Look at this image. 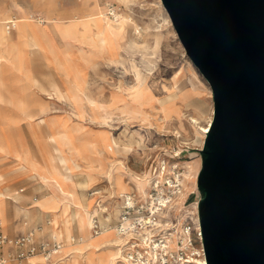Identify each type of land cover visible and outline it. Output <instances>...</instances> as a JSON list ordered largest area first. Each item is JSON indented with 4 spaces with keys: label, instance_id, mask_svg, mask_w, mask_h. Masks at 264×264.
I'll return each mask as SVG.
<instances>
[{
    "label": "rangeland",
    "instance_id": "1",
    "mask_svg": "<svg viewBox=\"0 0 264 264\" xmlns=\"http://www.w3.org/2000/svg\"><path fill=\"white\" fill-rule=\"evenodd\" d=\"M98 6L102 7L100 19L98 18L100 23L103 24L102 20L107 17L113 24H122L125 27L122 35L116 39L111 36L106 43L96 25H93L89 33L83 32L81 27L71 28L68 33L61 35L64 38L53 28L55 25L52 18L59 21L71 18L78 20L83 13L97 12ZM72 8V12L67 15L58 14ZM22 15L32 17L33 22L25 37L8 33L0 35V52L4 55L2 62L6 63L14 52L21 56L20 50L28 49L35 58L32 64L27 65L30 79L36 74L41 85L52 92L47 79L52 75L59 84L66 85L63 88L70 90L71 95L57 100L54 94L45 91L42 97L49 102L46 110L40 113L33 98H7L0 101V125L11 152L22 153L28 145L30 152L47 167L50 164V154L55 156L57 179L65 189L74 192L75 201L63 198L66 206L63 211L64 206L59 208V201L53 198L57 202L56 209L50 200L52 183H44L33 174H27L28 178L16 187L17 191L22 194L30 193L31 200L28 204L39 199L36 206L46 211H58L60 218L73 215V227H77L75 211L79 209V212H83V208H88L91 213L90 225L91 219L96 217L104 223V227H114L119 218V205L122 203L120 195H143L149 189L158 161L164 158L178 160L186 170L184 191L168 211V216L174 219V225H178L175 220L179 223L188 222L193 229L192 233H195L194 229L198 226L196 206L200 197L196 176L201 167L205 136L200 129L193 127L189 119L198 116L199 125H205L213 106V98L208 83L186 54L161 0H0V20H18L17 17ZM2 25L6 29V22ZM135 26L139 27V33H134ZM66 35L69 37L67 40ZM53 43L58 44L56 47L64 65L57 62ZM50 60L56 65H48ZM74 65H77L86 81L83 91L73 84L70 76ZM16 74L21 78L18 84L28 85L25 92L34 90L41 94L38 86L29 85L21 69L16 70ZM136 74L147 77L151 82L153 80L160 96H163L159 85L161 82L170 84L177 79L179 84H194L195 96L188 103L179 105L180 120L176 115L175 103L168 104L169 111L166 119L163 118L158 102L148 100V83L142 87L144 100L138 105L139 112L130 111L127 114L124 111L136 82ZM10 89L13 90V87ZM49 96L54 98H47ZM30 112L36 113L35 118L46 113V120L40 119V124L45 128L44 134L39 132L37 125L27 124L33 145L29 140H20L15 134L17 128L26 126V116ZM54 118L62 119L63 127L66 128L65 135L55 133L48 124ZM106 136H111L113 140L109 148L101 139ZM78 149L87 155V161L83 160ZM4 155L1 153L0 163L15 169L16 160L10 155ZM30 168L33 169L30 165L20 166L18 170L28 173ZM109 170L110 176L114 175L116 178L112 179L106 174ZM137 180H141L143 189L136 186L134 182ZM121 185L126 188L121 189ZM21 188L23 191H20ZM93 191L96 193L91 194ZM48 192V197L41 196ZM7 200L13 203L12 198ZM98 202L101 203V211L96 209ZM40 204L44 206L41 207ZM19 211L16 207L17 218H20ZM93 214L96 216H92ZM42 217L50 221L52 219L51 213L47 212L39 217L30 216V220L41 219L42 222ZM6 223L3 210L0 224L4 231ZM45 225L44 222L43 227ZM51 227L54 225L51 224ZM54 230L55 227L52 232ZM110 230L112 229L103 231L102 234L109 233ZM74 237L73 242H77V233H74ZM93 238L96 237L92 236ZM193 243L198 246L197 241ZM62 251L68 253L64 248ZM202 258L200 256L197 260Z\"/></svg>",
    "mask_w": 264,
    "mask_h": 264
},
{
    "label": "water",
    "instance_id": "2",
    "mask_svg": "<svg viewBox=\"0 0 264 264\" xmlns=\"http://www.w3.org/2000/svg\"><path fill=\"white\" fill-rule=\"evenodd\" d=\"M208 82L196 177L207 264H264V0H161Z\"/></svg>",
    "mask_w": 264,
    "mask_h": 264
},
{
    "label": "bare ground",
    "instance_id": "3",
    "mask_svg": "<svg viewBox=\"0 0 264 264\" xmlns=\"http://www.w3.org/2000/svg\"><path fill=\"white\" fill-rule=\"evenodd\" d=\"M99 13H102L101 6H98L97 12L88 11L86 13H83L79 17L78 20H74L71 18L67 21H59L55 18H52V23H54L57 29L61 30L60 31L61 35L64 32L68 33L69 30H71V28L77 29L78 27H81L83 32L89 33L92 31L93 25H96V29L102 34L103 36L102 38L106 43L109 42V38L111 36H113V38L116 39L118 36L122 35L125 32V27L122 24H113L112 22L108 20L107 17H104L103 20L101 19L103 21V24L100 23L99 17L101 14ZM17 18L18 20L14 18L15 26L12 31H7L2 25V23L10 20L11 18L10 19L4 18L5 19L4 21L0 20V35L2 33H5V34L8 33L10 35H18V36L25 37L26 33H28L29 26H31L33 22V20H31L32 17H29V16L25 17L22 15V16H18ZM134 33H139V27L135 26ZM56 46H58L57 43L52 44V48L54 49L57 55V62L60 65H64V62L62 58L59 56ZM20 51L22 52L21 56H19V53L14 52L13 56H9L7 58L6 63L2 62L4 55L0 52V101H3L7 98L12 99V100H17L20 98L30 97L34 99L35 105L38 104L37 108L39 109V113L44 112L47 108V104L49 101L44 100V98L42 97V93H45V91L48 92V90L41 85V82L36 77V74L32 76V78L30 79L29 68L27 65L30 63V61H33L35 58H33L30 55V51L28 49H21ZM18 69L22 70L23 74L25 75V78L28 79L29 85H32V86L35 85L39 87L41 94L34 90L30 92H25L26 88H28V85H26V83H23V84L17 83L21 80V78L16 74V70ZM70 76L73 79V84L77 85L83 91L86 81L83 75L81 74L80 69L77 67V65L73 66ZM47 79L52 89V92H48V94H52V95L54 94L55 97H57V100H62L64 98L70 97L71 95L70 90H64L56 78H54L52 75H49ZM135 79H136V82L132 86L130 99L127 101L128 105L124 109V111L127 114H129L130 111H133L135 113L139 112L138 105L144 100L143 95H142L143 94L142 87L145 86V84L147 83H148V87L150 88V92L148 94V100L158 102V104L160 105L159 109L163 111L162 115L164 119H166V114L169 111L168 104L175 103V107H176L175 110L177 112L176 115H177V118L180 120L181 112L179 109L180 108L179 105L188 103L195 96V86L192 83L179 84L177 82V79H175L170 84H165L161 82L159 85H161L160 90L163 93V96H160L158 95L159 91L158 92L156 91L157 88L153 80L151 82L149 81L147 77L146 78L141 77L139 74H136ZM204 80L206 81L205 78ZM10 87H13V90H11ZM47 98L51 99L54 97L49 96ZM212 112H213V106H211L210 113L206 120V124L203 126L199 125L200 117L193 116V117H190L189 119L193 127L195 129L196 128L200 129L201 132L204 134V136H205V133L209 129V125L212 119ZM35 114L36 113H33V112L32 113L30 112L27 114L26 119H27L28 125L38 126L40 124L41 118H44V120H46V115H45L46 113H43L37 116L36 118L34 117ZM33 118L36 120H34ZM35 121L37 122L35 123ZM55 123H57V121ZM104 123H107V122L104 121ZM101 139L104 141V145H106V147L108 148L111 146V143H113L111 136H106ZM114 141L116 142L115 139ZM11 151L12 150L7 143L6 136L4 135V132L2 131V127L0 125V152L3 154L7 153L8 155L12 156L13 159L16 160L15 165H17L18 167L20 166L25 167L27 165L32 166L33 169L30 168V170L27 173L28 175L29 174L36 175L44 183L51 182L52 190L50 191V200H53V198H55V200L59 201V208L61 206H64L62 207L63 211L66 207L64 203L65 201L63 200V198H68L67 200L75 201L74 192L65 189L63 187V184L57 179V176H56L57 169L55 167V156L52 153L49 156V159H50L49 167H47V165L45 166L44 164H42L30 152L28 145L26 146V148L24 149V152L22 153H20L19 151H15V152H11ZM77 151L78 153H80L84 161L88 160L87 155H85L80 149H78ZM66 159L70 160V158L68 157H66ZM106 174H108L109 177H112V179L116 178V176L114 175L110 176V170L106 171ZM7 178L8 177L5 176V174L0 172V186L5 183ZM134 183L139 189H143L141 180H137ZM111 187L114 188L113 185ZM125 188H126L125 185L124 186L121 185V189H125ZM15 193L17 192L15 191L13 193H10L4 189L3 190L0 189V214L3 211L1 203L5 200V198H12L15 201L16 200V197L14 196ZM48 195H49V192L41 196L48 197ZM40 205L41 207L44 206V204H40ZM48 211L52 213L51 223L55 227L54 232L61 234L65 238L63 248L65 251H68V255H69L68 258H63L59 261H54L49 264H128V262H126L124 258H122V254L120 252V247H119L120 237H118L113 227L109 233H106V234L100 233L102 235L100 234H99L100 236L96 235L97 237L93 235L96 238L92 239V235L90 234L91 213L88 210V208H83V212H79L80 211L79 209L75 211V216L77 215L76 216L77 217L76 226L78 230V241L77 242H73L72 240V239H75L73 235V229H72L73 220L75 219L74 216L73 215L68 216V217L65 216V217H62L61 220H59L60 214L58 213V211H54L52 209L47 210V212ZM108 230H104V231H108ZM53 235L59 236L57 234H53ZM28 262L33 263V264H45L44 260L39 255L30 257ZM10 263L11 262H6L4 264H10ZM197 263L207 264L205 257H203L200 261H197Z\"/></svg>",
    "mask_w": 264,
    "mask_h": 264
},
{
    "label": "built area",
    "instance_id": "4",
    "mask_svg": "<svg viewBox=\"0 0 264 264\" xmlns=\"http://www.w3.org/2000/svg\"><path fill=\"white\" fill-rule=\"evenodd\" d=\"M14 26V19L6 21L7 31L13 30ZM185 173V167L178 160L161 159L146 193L120 195L119 218L113 228L122 240L121 254L128 264H191L197 263L198 257H204L197 206L195 233L188 222L175 220L178 225H174V219L168 216V211L183 194ZM91 228L95 236L106 230L96 217L91 220ZM40 230L41 226H38L12 237L5 234L0 225V248L4 249L0 264H27L29 258L36 255L51 261L64 243L56 236L38 239Z\"/></svg>",
    "mask_w": 264,
    "mask_h": 264
},
{
    "label": "crops",
    "instance_id": "5",
    "mask_svg": "<svg viewBox=\"0 0 264 264\" xmlns=\"http://www.w3.org/2000/svg\"><path fill=\"white\" fill-rule=\"evenodd\" d=\"M89 3H91V1ZM74 8H72L71 10H69L67 12H63V13L59 12L58 14L60 16L67 15L70 12H72V10ZM53 28L56 30V32H58L60 34V29H57L55 27H53ZM60 36H61V34H60ZM65 37H66L65 38L66 40L69 38L68 35H66ZM62 38H64V37H62ZM32 63H33V61H30L29 64H32ZM48 65L55 66L56 64H54V62L52 60H50L48 62ZM61 86L63 88L66 85L64 86L63 84H61ZM56 121H57V123H55ZM48 123L55 133L60 134V135H65V129L66 128L63 127L61 118H56V119L54 118L53 121H48ZM36 128L39 130V132L41 134H44L45 128L43 127L42 124H40ZM15 131H16L15 134L18 136V138H20V140L22 139L25 142H27V140H29L31 142V145H33V141L31 139V132H30L29 128L27 127V122H26L25 127L21 126V127L17 128ZM0 155H1V153H0ZM6 156H8V154L4 155V157H6ZM14 166H16L15 169L12 166L10 167V166L5 165V163H0V172H3L4 174H10L11 175L7 178L5 183L0 186V189H2V190L4 189L10 193H13L15 191L17 192L14 194V196L16 197V200L14 201L12 199V202L15 203V205L7 200L9 198H5V200L1 203V206L4 210V213H5L6 218H7L5 231L2 228L3 232H5V234H7L8 236L13 237V236L22 235L29 230L36 229L38 226H41V230L38 231V233H37L38 239H47L49 237L55 236L53 234H57L60 237L59 236H56V237L64 243V241H65L64 236H62L61 234H59L57 232H52L54 227H51L52 223L50 220L46 219V217H44V218L42 217V220H43L42 222L40 221L41 219L30 220V216L31 217L32 216L39 217L40 215L42 216V215H44V213H47V211L40 208L39 206H36V203L38 202L39 199L37 201H35V203H33V204H28L29 201L31 200L30 193L22 194V193H19V191H17L16 187L19 186L24 180H26V177L28 178V175H27V172H19L17 165L14 164ZM7 172H9V173H7ZM126 190H128V189H126ZM20 191H23V188H21ZM93 193H96V191H93L91 194H93ZM51 205L53 207H56V209H58L56 201L54 202L52 200ZM16 207L18 210H20L18 212V214H20L18 217H20L22 220L15 216V208ZM96 209L100 210V211L102 210L101 203H99V202L97 203ZM49 213H51V212H49ZM51 215H52V213H51ZM92 216H96V215L93 214ZM61 219H62V217L59 218V220H61ZM44 222L46 224L45 225L46 227H43ZM100 224L103 225L104 223L102 224L100 221ZM72 229H73V235H74V233H77V235H78L77 227H72ZM108 229H112V227H106V230H108ZM90 233L93 236L91 225H90ZM121 244H122V240L120 239L119 247L121 246ZM3 252H4V249L0 248V255ZM120 252H121V247H120ZM68 256H69L68 253L67 254L64 253V251H62V249H61L60 252L51 259V261H48V262L44 261V263L49 264V263H52L54 261H59L63 258H68ZM10 264H13V262ZM27 264H33V263L28 262Z\"/></svg>",
    "mask_w": 264,
    "mask_h": 264
}]
</instances>
